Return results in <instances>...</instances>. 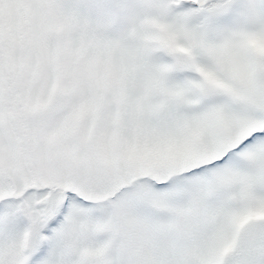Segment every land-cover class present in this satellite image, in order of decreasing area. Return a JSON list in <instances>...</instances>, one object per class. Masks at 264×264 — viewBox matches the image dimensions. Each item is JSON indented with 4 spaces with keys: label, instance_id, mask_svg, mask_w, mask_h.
Returning <instances> with one entry per match:
<instances>
[{
    "label": "snow or ice",
    "instance_id": "obj_1",
    "mask_svg": "<svg viewBox=\"0 0 264 264\" xmlns=\"http://www.w3.org/2000/svg\"><path fill=\"white\" fill-rule=\"evenodd\" d=\"M0 264H264V0H0Z\"/></svg>",
    "mask_w": 264,
    "mask_h": 264
}]
</instances>
